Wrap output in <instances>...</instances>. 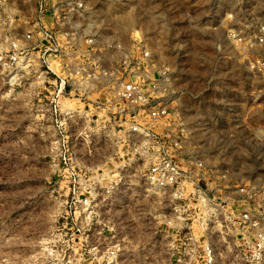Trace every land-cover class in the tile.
Here are the masks:
<instances>
[{
  "label": "rangeland",
  "instance_id": "374dc122",
  "mask_svg": "<svg viewBox=\"0 0 264 264\" xmlns=\"http://www.w3.org/2000/svg\"><path fill=\"white\" fill-rule=\"evenodd\" d=\"M0 264H264V0H0Z\"/></svg>",
  "mask_w": 264,
  "mask_h": 264
},
{
  "label": "built area",
  "instance_id": "2783aa9c",
  "mask_svg": "<svg viewBox=\"0 0 264 264\" xmlns=\"http://www.w3.org/2000/svg\"><path fill=\"white\" fill-rule=\"evenodd\" d=\"M124 96L126 97V94H124ZM126 99L129 100V97H126ZM154 115H159L158 110L157 112L153 113ZM133 129V131H137L136 126L133 127H129V130ZM169 170H173V166L167 165L166 166H158L157 164H155L152 168H151V174H152V180L153 183H155L157 186L160 187L161 186H166L170 184V178L167 177L171 172Z\"/></svg>",
  "mask_w": 264,
  "mask_h": 264
}]
</instances>
